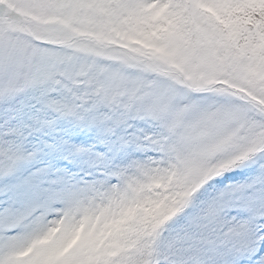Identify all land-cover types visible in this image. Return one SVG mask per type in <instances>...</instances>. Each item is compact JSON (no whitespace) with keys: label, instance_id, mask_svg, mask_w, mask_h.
I'll list each match as a JSON object with an SVG mask.
<instances>
[{"label":"snow or ice","instance_id":"1","mask_svg":"<svg viewBox=\"0 0 264 264\" xmlns=\"http://www.w3.org/2000/svg\"><path fill=\"white\" fill-rule=\"evenodd\" d=\"M0 264H264V0H0Z\"/></svg>","mask_w":264,"mask_h":264}]
</instances>
